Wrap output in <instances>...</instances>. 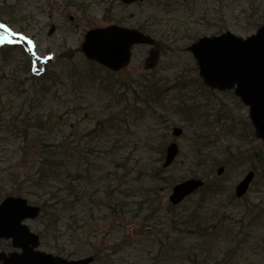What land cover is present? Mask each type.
<instances>
[{
	"label": "rangeland",
	"instance_id": "rangeland-1",
	"mask_svg": "<svg viewBox=\"0 0 264 264\" xmlns=\"http://www.w3.org/2000/svg\"><path fill=\"white\" fill-rule=\"evenodd\" d=\"M183 1L189 0H145L129 5L120 0H0V19L11 30L5 33L3 29L0 35H9L17 42L14 48H4V56L0 53V117L4 120L0 125V202L7 196H20L33 203L47 199V194L57 190L67 161L73 167L94 162L97 176L105 167L109 179L104 182H110L111 190L127 189L124 201L129 206L121 209V203L114 213L86 211L73 197L58 205L74 213L73 227L66 226V220L59 228L53 226V230L71 238L75 258L97 251L91 264H164L158 250L180 233L179 225L172 221L179 216V210L200 207L209 225L222 217L221 212L235 214L255 205L256 190L262 187L264 192V180L258 175L245 197L233 200L234 187L250 164L228 163L221 176L206 164L205 149L201 148L206 145L211 146L216 158L218 150L225 147H249L243 139L229 136L232 128L242 130L244 125L239 124L248 121V109L231 92L209 93L195 60L185 50L194 42V36L210 37L227 31L242 39L253 35L255 25L246 17L254 9V19H259L264 13V0H198L192 16L175 4ZM110 25L141 28L159 43L160 58L154 67L165 79V84L159 85L167 87L157 106L141 114L133 113V119L126 108L114 109V99H118L112 95L108 98L105 89L114 85L115 95L123 90L131 95L129 89L139 84L144 69L149 67L150 48L135 46L129 66L119 75L89 63L80 52L88 30ZM48 74L51 76L47 79ZM184 83L187 85L178 88ZM181 103L187 104L186 112L183 106L177 109ZM193 104L202 106L211 116L205 119V113L203 117L199 109L193 111ZM219 112L220 117H213ZM110 114L115 115L114 119L110 120ZM124 114L129 120L121 128ZM185 114H192V119L186 122ZM205 120L209 125L203 128ZM175 127L182 131L178 138L172 135ZM171 142L177 144L179 155L164 169V150ZM248 142L262 149L263 152L258 150L264 156V146L259 141ZM196 148L201 149L199 154ZM45 157L53 160V173L46 171ZM194 172L206 175L201 177L206 180L205 187L174 210L168 205L172 188ZM144 193H151V198L148 204L141 205L147 198ZM118 197L114 192L103 203L115 205ZM152 210L156 221L142 223L136 218ZM63 214V218L68 216ZM258 225L260 229L254 225L243 228L258 233L237 251V264H264V252L259 249V245L264 246V218ZM176 241L182 247L192 243L190 238ZM197 244L200 242L193 245L204 253ZM236 247L234 243L231 251Z\"/></svg>",
	"mask_w": 264,
	"mask_h": 264
},
{
	"label": "water",
	"instance_id": "water-1",
	"mask_svg": "<svg viewBox=\"0 0 264 264\" xmlns=\"http://www.w3.org/2000/svg\"><path fill=\"white\" fill-rule=\"evenodd\" d=\"M120 1L128 5L143 0ZM135 44L152 46L154 41L134 29L111 25L87 31L80 50L88 60L118 71L128 64L130 49ZM187 50L195 58L199 75L205 85L219 90L236 87L235 95L249 107L255 136L264 141V27L245 40L229 32L220 36L204 37ZM156 53H150L149 62H153ZM179 134V130L174 131V136ZM177 152L174 144L167 148L163 167L172 163ZM222 171L220 168L217 174L220 175ZM252 179L253 173H249L239 183L235 190L236 196L240 197L247 191ZM202 185L199 180H187L173 189L170 201L177 204ZM37 214L38 208L28 206L26 200L5 198L0 203V238H19L23 233L34 237L21 222L26 218H34ZM88 261L90 260L77 264Z\"/></svg>",
	"mask_w": 264,
	"mask_h": 264
},
{
	"label": "trees",
	"instance_id": "trees-1",
	"mask_svg": "<svg viewBox=\"0 0 264 264\" xmlns=\"http://www.w3.org/2000/svg\"><path fill=\"white\" fill-rule=\"evenodd\" d=\"M185 9L187 10L188 7L186 6ZM192 15V11H191ZM189 15V16H191ZM256 15V11L252 10L251 15L248 16L246 19H250L252 23H254L255 26L264 24V20H261L264 18V13L259 16V19H254L253 16ZM195 40L198 38L197 36H194ZM194 40V41H195ZM29 68V64L27 65ZM25 67V66H24ZM27 68V70H28ZM26 71V68H25ZM30 71V70H29ZM41 74H44L42 72ZM51 76V74H48L47 79ZM46 78V76H43ZM150 86V87H147ZM141 88L144 90L135 98L136 99H142L145 96L149 97L151 100L156 101L160 97V93L156 90V88H159L158 86H154L151 84L143 85ZM150 88L152 90L150 91ZM149 89V90H148ZM112 88H106V91H109V96L112 95V98L114 99V92L111 93ZM144 93V96L142 95ZM111 99V98H110ZM121 101H117L115 104L119 105ZM107 106V105H106ZM180 107L183 106L182 110L186 112V104L182 103L179 105ZM21 107V106H20ZM126 109L129 108V105L125 106ZM111 115V114H110ZM186 115V114H185ZM109 116V115H108ZM123 116V115H122ZM188 116V115H187ZM115 115H111V119H114ZM121 119V118H120ZM14 120H18L17 117H15ZM109 120V119H108ZM122 123H125V119L122 118ZM4 123L3 118L0 117V125ZM121 128L123 126H120ZM239 133L240 135L236 134V137L240 136V139H246L250 136L253 137V133L251 130V127L249 124L244 125L242 130ZM51 152L50 150H48ZM161 152H163V148L161 149ZM45 153V150L43 151ZM159 153V151H158ZM230 153L225 152L224 155L227 156L226 162L231 158V156H228ZM216 157H211V155L208 157V164H210V170L215 168L216 166H219L223 164L220 159ZM240 160L243 161L244 158L241 156ZM43 165H47L46 171L53 173L55 171L53 160L49 161V157H45ZM64 163L65 166H63V174L62 178L60 179L58 185L56 186L57 190L53 191L50 194V196H55L56 192L64 191L66 196L70 197H76L78 200V203L88 204V206L91 208V210H110L111 213H114L115 208L119 204H123L124 206L120 205L121 209H126L129 205L126 201H124L128 194L127 189L126 191L122 190L118 196L120 195L119 202L115 205L109 204L106 205L103 203V200L105 198H110L114 194V190H111V185H109L110 182H104V180L109 179V172L107 171V168L103 167L102 171L100 169L101 175L97 176L95 174V169L97 168L96 163L94 162H88L86 161L83 164V167L81 165H77L76 167H73L68 163ZM57 162H55L56 164ZM61 162L58 161V165L60 166ZM197 166H200V163L197 164ZM209 170V169H208ZM202 175L206 176L203 173L197 174L193 173L191 177L193 178H200ZM154 176V174H153ZM208 176V175H207ZM95 177V180L93 179ZM155 178V176H154ZM110 188V190H109ZM55 195H54V194ZM147 195L146 199H143L140 202L142 204H148L149 200L151 198V193H144ZM59 199V198H57ZM231 202L228 200V205H230ZM151 205V204H150ZM169 205V203H168ZM125 207V208H124ZM178 207H173L174 210H176ZM152 212L146 213L144 216H136L139 221L142 223H150L152 221H156L155 215ZM179 216H176L172 218V221H175L174 223L179 225L180 232L182 234H178V239H185L190 238L192 240V243L187 247H182V245H176L177 243L176 239L169 238L168 239V245L171 249H173V253H168L163 251L160 248V251L158 255L164 259L167 264H237L238 258L236 256V253L238 250H241L242 245L248 240L253 239L258 232L255 234H252L254 232L253 230H243V228H254L253 225L260 229L257 226L261 219L264 217V208L261 211H255V212H243L239 211L235 214H230L227 212H221L222 217H217L216 221L213 223L208 224V221H205V213L203 209H200V207H194L192 209H185L183 211H180ZM225 215H228L227 217H224ZM139 217V218H138ZM159 223L161 222L160 218ZM75 222V220H73ZM218 230V228H220ZM228 229V231L226 230ZM238 229L237 231H235ZM256 229V230H257ZM224 234V237L222 239V236ZM222 239V240H221ZM238 240V241H237ZM261 240V239H259ZM214 241V243H213ZM194 242H200V244H197L196 246H199V248L204 249L205 252L201 253L199 249H196V247L193 245ZM221 242V243H220ZM258 239L256 240V243H258ZM180 243V242H178ZM236 243V249L235 251H231L232 245ZM213 244V245H212ZM259 244V243H258ZM175 248V249H174ZM259 249L261 252H264V246L260 247ZM177 251V252H176Z\"/></svg>",
	"mask_w": 264,
	"mask_h": 264
},
{
	"label": "flooded vegetation",
	"instance_id": "flooded-vegetation-1",
	"mask_svg": "<svg viewBox=\"0 0 264 264\" xmlns=\"http://www.w3.org/2000/svg\"><path fill=\"white\" fill-rule=\"evenodd\" d=\"M0 24L6 22L0 19ZM0 53L4 56L7 51L0 47ZM52 197L48 195V198ZM53 201L54 199H41L34 203L27 201L29 206L38 207V214L34 218L22 220L21 224L36 237L23 233L19 238H0V264H74V261L83 258L74 257L71 238L59 236L58 231L53 230V226L58 225L59 228L65 223L66 217L62 216L69 209L50 205ZM67 233L69 236V228Z\"/></svg>",
	"mask_w": 264,
	"mask_h": 264
},
{
	"label": "snow or ice",
	"instance_id": "snow-or-ice-1",
	"mask_svg": "<svg viewBox=\"0 0 264 264\" xmlns=\"http://www.w3.org/2000/svg\"><path fill=\"white\" fill-rule=\"evenodd\" d=\"M0 28H3L5 32L10 33L11 30L7 28V26L0 24ZM20 39H25V37L21 36ZM4 42H8L11 43L12 40L10 39L9 35H5L3 37H0V44H3ZM29 43H31V41H29Z\"/></svg>",
	"mask_w": 264,
	"mask_h": 264
}]
</instances>
